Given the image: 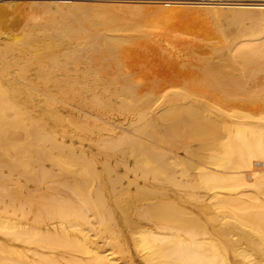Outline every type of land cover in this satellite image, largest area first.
Wrapping results in <instances>:
<instances>
[{
	"label": "bare ground",
	"instance_id": "bare-ground-1",
	"mask_svg": "<svg viewBox=\"0 0 264 264\" xmlns=\"http://www.w3.org/2000/svg\"><path fill=\"white\" fill-rule=\"evenodd\" d=\"M53 3L0 38V264H264V4H206L216 40L180 39L155 106L120 58L157 20Z\"/></svg>",
	"mask_w": 264,
	"mask_h": 264
},
{
	"label": "rangeland",
	"instance_id": "rangeland-1",
	"mask_svg": "<svg viewBox=\"0 0 264 264\" xmlns=\"http://www.w3.org/2000/svg\"><path fill=\"white\" fill-rule=\"evenodd\" d=\"M51 1L54 2L53 4H55V5L61 4L60 5L61 7H62V5L64 6V4L65 5L66 4L71 5V4H77L78 3V5H79V3H81V5L83 4L82 6L87 5V7H97L99 9L101 8V10L106 7L105 9H107V10H112L115 12L118 10L117 12L121 11L124 14H128V15L137 13L136 16L139 15V17H140L142 15L143 16L146 15L150 18L157 20V22H155V23L154 22L145 23L144 21H142L141 24H143V25H139V30H137V31H143L141 34L142 36L140 38V35L137 34V35H135V37H137V38H135V40H134V41L137 40L140 43H137L134 46L131 45L127 49V51L125 53H123V55H121L122 59L120 58V68H121L122 72L127 74V75H130V77L133 79L132 82L134 83L135 87H137L138 93H140L141 95L146 94L147 96H149V97L151 96L152 98L157 97V99H159V101L155 104V106L157 104H159L160 97L163 98V96H166L169 93H173L175 91L180 90L182 83H184L183 82L184 76H185L184 81H187V79H189V77H187L185 74H183V71L185 73L188 71L184 70L182 68H179V66L177 64H175V63H180L183 59L182 54H180L181 49H180L179 44H178V42L181 41L180 39H182L183 41H186V42H190V44L193 46V48L199 52H203V50H204V47L201 46L202 44H206V43L208 44V43L215 42L216 39H215V31H214V27H213L214 24H211L210 13L208 15L206 14L207 18L204 14L206 11H204V12L202 11L201 12L202 14L200 13L201 9L206 10V7H209V6H205L206 4L207 5H208V3H210V4L216 3L217 4L220 2H222V3L231 2L229 4H235V3H239V2L243 3V4H246V3L247 4H250V3L251 4H255V3L264 4V2H261L264 0H255V1L254 0H248V1L244 0L246 2H244L243 0H234L235 2L233 0H229V2H228V0L227 1L226 0H210V1H208V0H196V1L195 0H189L188 1L187 0L188 2L186 0H136V1L135 0H0V13H1L0 14V20L2 21L1 23H3V24H0V34H1L0 38L3 39L5 34L10 33L9 35H11L12 32H13L12 35L14 34L13 36H18L20 33H22V28L20 27L21 24H19V22L22 20L21 17L25 16L26 18H28L29 15L26 16V14L29 12L31 5H35V3L36 4L40 3L39 5L37 4L34 6V7H36V10L32 6L34 9V12H35V13L33 12L32 18H36L39 16L42 17V15H43L42 11L45 9V7L50 6V5H48L49 3L52 4ZM189 2H191L192 4L191 3L189 4ZM204 2H205V4H204ZM31 3H33V4H31ZM43 3L46 4L45 7L42 6ZM180 3H188L189 5L183 4V6H182ZM193 3H195V4H193ZM201 3H202V5H201ZM7 4H9L10 6ZM14 4L17 5L18 7L15 6ZM13 5H14V7H13ZM25 5H28V6L30 5V6H29V8L26 6V8H28V9H26L25 7H23ZM197 6H200V9ZM4 7H6V8H4ZM21 7H22V9H20ZM32 7H31V9H32ZM108 7H109V9H108ZM133 7L135 9H133ZM183 7L186 9H183ZM188 7H190L191 9H189ZM38 8L41 9L42 13H40V10ZM15 9L17 11L16 13H15ZM178 9H180V11ZM196 9H197V11H196ZM32 10H30L31 11L30 13H32ZM158 10H160V13L158 12L159 14L157 15ZM168 10H170V13L168 12ZM171 10H174V11H171ZM183 10H185V11H183ZM13 11H14V13H13ZM165 11H166V13H165ZM161 12H163V13H161ZM10 14H12V15H10ZM34 14H36L37 16L36 15L34 16ZM9 15H10V17H9ZM4 16H6V17H4ZM30 16H31V14H30ZM157 16H158V19H157ZM159 16H161V17H159ZM37 19L39 20V18H36V20ZM207 19H209V21ZM10 22H11V24H10ZM2 25H4V26L2 27ZM234 27L239 28V25H226V26L224 25L223 26L225 31L227 29L228 32H230V31L235 32V30L237 28L234 29ZM6 28H8V29H6ZM11 28H13V29H11ZM5 30H7V31H5ZM17 30H18V32H17ZM145 32H146V35H145ZM125 33H128V32H124L123 34L125 35ZM130 33L131 32H129V34ZM118 34H120V33H118ZM126 35L128 36V34H126ZM138 35H139V38H138ZM145 39H146V41H145ZM152 40H153V42H152ZM70 66H72V65H70ZM261 75L264 76V74H261ZM102 86H103V88H106L105 87L106 85H102ZM98 89H95V91H99V92L101 91L103 93L101 87H100V90H98ZM103 90H106L107 92L109 91L108 88L103 89ZM113 90L114 89H112V92H113ZM147 93H149L151 95H149ZM161 93H163V94H161ZM154 95H155V97H154ZM159 95H161V96H159ZM58 100H59V98L57 99V101ZM60 100L57 102V104H59V105L62 102V100L61 101ZM47 101H51V100L47 99ZM66 102L70 103L72 108L70 107V104L69 105L64 104V106H66V108H67V112L60 108L61 112L63 111L62 114L59 113V114H61V116H68L70 113H72V112L76 113V111L81 109V107L79 105L75 104L74 101H70V102L66 101ZM155 106H153V107H155ZM74 107H75V109H74ZM60 110H59V112H60ZM85 110L86 111L89 110V113L92 112V111H90V109H87L86 107H82V109L79 111L82 112ZM249 112L253 113L254 111H249ZM114 114H115L114 118L117 120V122L120 120H123L127 117V115H121L118 112H114ZM92 120H93V118L90 117L89 122H93ZM123 121H125V120H123ZM91 124L89 125V130L93 129L92 131H96L93 124L92 125ZM84 140L87 141V139H84ZM85 141L83 142V144L85 146H88V141H87V143H85ZM189 142H192V140H190V141L188 140L187 145L191 144ZM160 145L162 146V143ZM164 145H166V144H163L162 147H165ZM197 145H198L197 142L195 144L192 142V145H190L189 147L195 148ZM179 154L183 157V151L182 150L179 151ZM46 166H48V163L46 164ZM53 170H54L53 173L57 175L56 177H54L53 180L60 181V179H66V177H65L67 174L66 170H64L66 174L64 172H60L61 170L57 169V168L56 169L53 168ZM57 171H58V173H57ZM60 174H62V175H60ZM56 178H58V179H56ZM102 178H104L106 180V176H103ZM53 182H55V181H53ZM51 184H49V185L52 186V188H55L54 190L58 191V188H60V187H56L55 186L56 183L54 184L51 182ZM53 184H54V186H53ZM155 185L157 186L159 184H155ZM57 186H59V185L57 184ZM168 187L174 189L172 186H168ZM130 190H131L130 193L134 194V193H132V192H134V188H131ZM61 192H63V191H61ZM111 192H110L111 197L113 195L114 196L116 195L115 192L114 193H113V191H111ZM130 193L127 195H125L126 193H123L124 196L120 195V198H123L122 200H124L125 196L130 195L129 198H126L124 201L131 203V201H133V197H131ZM193 193H198V192L194 191ZM121 196H123V197H121ZM3 197L5 200L6 197L5 196H3ZM134 203H135V205L138 204V202H135V201H134ZM134 203L132 202L131 205ZM115 211L120 216V218L122 219L123 218V216H122L123 214L121 215L122 210L120 211L119 209H115ZM129 211H131V210H128V212Z\"/></svg>",
	"mask_w": 264,
	"mask_h": 264
}]
</instances>
